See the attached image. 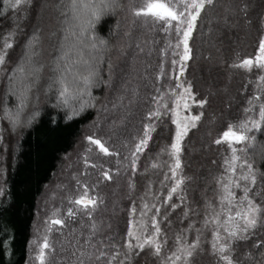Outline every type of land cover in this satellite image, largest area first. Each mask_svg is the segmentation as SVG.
Listing matches in <instances>:
<instances>
[{"label": "trees", "instance_id": "obj_1", "mask_svg": "<svg viewBox=\"0 0 264 264\" xmlns=\"http://www.w3.org/2000/svg\"><path fill=\"white\" fill-rule=\"evenodd\" d=\"M153 2L171 6L175 0H115L96 22L94 33L85 34L76 50H83L88 63L77 66L79 74L87 76L93 69L99 73L90 97L84 94L64 107L58 105L59 86L54 81L59 73L53 69L57 57L72 42L71 37L63 40L65 30L87 16L73 19L67 11L68 0H31L19 10L0 0V47L15 32L6 75L0 77V108L17 110L16 98L8 92L7 76L26 59V51L37 53L32 66L43 65L19 123L13 126L0 111V264H73L80 251L94 253L88 264H108V258L117 252L113 264H166L180 234L188 244L200 235V247L190 264H224L212 251V231L203 228V221L208 214L206 204L216 205L217 181L227 175L225 161H231L232 147L256 170L257 183L250 195L264 206V125L247 133L250 140L254 138L250 146L216 142L230 125L247 121L251 128V121L260 120L264 63L258 64L255 57L264 40V0L206 4L188 38L187 60L181 59L187 24L178 33L177 21L169 26L151 15H135ZM185 19L191 17L186 13ZM75 31L78 34L79 27ZM34 37L36 44L26 49ZM100 40L107 41L106 45H100ZM93 42L98 45L95 49L91 48ZM244 60L253 61L252 66L239 67ZM189 87V107L184 108V101L178 102V98ZM73 111L79 114L73 115ZM156 111L160 116L150 117ZM182 114L200 119L180 142L177 178H186L182 191L165 203L175 183L170 171L175 158L169 155L177 132L173 120L178 121ZM149 125L154 130L133 168L132 153L145 139ZM89 137L100 140L109 154ZM241 148L246 150L239 151ZM85 187L89 198L96 200L91 215L74 203ZM145 203L160 208L157 220L162 235L158 239L164 247L159 256L152 247L131 251L125 247L130 239L129 223L134 217L140 219ZM173 204L177 207L172 208ZM69 209L74 216L68 215ZM156 215L155 209L149 213V217ZM56 219L63 223L53 225ZM100 250L107 256L97 261ZM230 255L233 264H264V223L251 230L247 239L234 241Z\"/></svg>", "mask_w": 264, "mask_h": 264}, {"label": "snow or ice", "instance_id": "obj_2", "mask_svg": "<svg viewBox=\"0 0 264 264\" xmlns=\"http://www.w3.org/2000/svg\"><path fill=\"white\" fill-rule=\"evenodd\" d=\"M4 3L8 7L13 9H21L25 6L31 4V0H4ZM213 0H175V3H172L171 6L166 3H147L145 9L137 10L135 12L136 16L141 15H151L156 21H165L172 26V21H177L175 28L179 33L182 30V26L187 24V28L183 29V42H184V56L182 60H187L189 58L190 49L188 48V38L191 35V31L194 27V22L197 17L200 15L201 10H203L206 4H212ZM115 4V0H68V9L67 11L71 12L72 18L75 20H80L82 16H87V19L82 20L79 25L70 26L65 30V36L63 37L64 41H68L69 38H72L70 46L61 52L60 56L57 57L56 67L53 71L59 73L54 81L57 88V101L58 105H63L67 107L71 99L77 98L84 94L91 96L90 87L93 83L94 77L99 73L98 69H93L89 72L87 76H81L79 74L77 66L80 63H88L87 60H84L83 50H76L78 44L83 43V37L85 34L95 31V24L98 22L102 15L106 14L111 6ZM183 8V10H180ZM194 10V14L193 11ZM188 14L191 19L186 20L185 14ZM79 27V33L75 31V28ZM15 36V32L9 34L3 42V46L0 47V77L6 75L5 65L8 63L7 55L8 50L13 47L11 40ZM107 41L100 40V45H106ZM36 44V38H30L29 44L26 45V49L30 46ZM87 45H85L86 47ZM98 45L96 42L91 44V48L95 49ZM179 47V45H177ZM63 48V43H62ZM260 51L264 53V40H261ZM37 53L32 51L28 53L26 51V59L22 58V61L18 63L12 70L11 74L7 76L9 81L8 92L15 96L17 104L16 111L8 109L6 106L0 108V111L3 112L4 118L9 119L13 126L19 123L20 112L23 111L28 106L29 94L33 87L39 82L40 73L43 71V65L39 67L32 66L33 57ZM253 64L251 60H244L239 67L250 68ZM71 77V80L69 79ZM261 81H264V77H261ZM83 85L81 87L80 85ZM73 84L76 85L73 88ZM17 85H19V92L17 91ZM50 88L52 85L49 86ZM191 97V88L185 89V95H182L178 98L179 101H184V108H188L189 105L186 102L187 98ZM162 99V97H161ZM254 100L258 101L259 97H254ZM86 103V102H85ZM203 103V102H201ZM253 103V101H249ZM85 104L81 105V111L83 110ZM245 111H250V109H245ZM79 113L73 111V115H78ZM167 114V113H165ZM260 120L251 121V128H249V122H241L239 125H230L229 128L223 133V136L220 140H217V143L227 141L229 146L232 147L233 144H248L249 146L254 142V138L249 139L247 133L251 132L252 129H261L264 125V105L260 106ZM160 112L156 111L150 113V117H159ZM68 119H72V116H69ZM200 119L199 116L185 117L183 120V127H181V122L173 120V123L177 125V132L175 140L172 143L171 151L169 155L175 158V164L170 169L171 178L175 180L174 185L169 190V195L165 200L167 203L168 200L172 199L173 194L182 191V185L185 182L184 177L177 178L178 172L181 169L180 162V152H181V141L184 136L187 135L188 129L190 127L196 126V121ZM154 130L152 126H146L144 136L145 139H141L135 145V151L132 153V167L135 168V163L137 154L142 152L145 147H147L148 139L150 138L151 131ZM89 141L97 145L99 149L105 154H109V150L105 145L97 139L92 137L88 138ZM245 148L239 149V151H245ZM237 149L232 147V157L231 161L226 160V173L227 175L221 176L217 183L219 185V191L217 195L216 205H213L212 202L206 204L208 214L206 215L203 221V228L210 229L212 231V240L211 247L214 254L218 255L224 264H233L231 258L232 243L236 240H244L248 238V235L251 233V230L255 229L258 224L264 223V206L257 204L256 201L252 198L250 193L252 192V186L257 183L256 170L253 165L248 163L246 160L237 164L241 160V157L237 155ZM158 165L153 164L152 167H157ZM246 166L247 171L242 172L237 175V167L243 169ZM106 178H111L108 172L104 173ZM165 179H169L166 175ZM236 189H240L242 195L237 196ZM183 200V196H181ZM74 203L80 206L81 210L87 211L91 215V211L95 210L96 200L89 198V193L85 187V191L80 196L79 199H76ZM172 208H176L177 205H171ZM155 209L156 216L149 217V213ZM133 214L136 212L135 207L133 208ZM160 213V208L156 207L155 204L148 205L144 204L143 210L140 213V219H135V217L129 223L128 237L129 243L125 245L130 251L131 249L139 248L143 250L145 247H152L154 249V254L159 256L161 255L164 244L159 241V237L162 235V230L160 223L157 220V216ZM69 216H74L75 213L72 209L68 211ZM188 213H185L187 216ZM150 220V224H149ZM63 221L56 219L52 221L53 225L62 224ZM193 227V225H189ZM95 229V225H93ZM152 230L150 234L145 237V233H149V230ZM201 229H197L198 233H201ZM91 239V238H89ZM135 240L136 243L132 244L131 240ZM226 241V242H225ZM88 244V242H85ZM166 243V242H165ZM177 247L175 251L171 253L170 256L166 258V264H190L191 257L194 255L196 249L200 247V235L197 236L196 240L191 244H188L182 234L176 237ZM89 247H95V245H88ZM44 249L48 248V244L43 245ZM79 251V250H78ZM43 249L41 251V258H43ZM76 256V253H73ZM94 253L88 251H80L79 255L76 256L73 264H88L92 260ZM107 253L103 250L99 251L98 255H95V260L99 261L102 257H106ZM119 252L112 255L108 258V264H113V261L117 259ZM120 264H124V261H121Z\"/></svg>", "mask_w": 264, "mask_h": 264}, {"label": "rangeland", "instance_id": "obj_3", "mask_svg": "<svg viewBox=\"0 0 264 264\" xmlns=\"http://www.w3.org/2000/svg\"><path fill=\"white\" fill-rule=\"evenodd\" d=\"M255 62H257L258 64H262V63H264V53H261L260 49H259V53H258L257 56L255 57ZM253 111L255 112L254 109H253ZM251 113H253V112H251ZM253 114H254V113H253ZM178 117H179L178 121L181 122V127H183V123H182V122H183L185 116L182 114V115H180V116H178ZM237 155H239V156L241 157V160L237 162V164L239 165L240 163L243 162V159H242L241 153H239L238 151H237ZM246 171H247L246 166H245L243 169L237 167V175L241 174L242 172H246ZM236 193H237V196H238V197H239L240 195H242V192H241L240 189H236Z\"/></svg>", "mask_w": 264, "mask_h": 264}, {"label": "water", "instance_id": "obj_4", "mask_svg": "<svg viewBox=\"0 0 264 264\" xmlns=\"http://www.w3.org/2000/svg\"><path fill=\"white\" fill-rule=\"evenodd\" d=\"M153 3H161V2H153Z\"/></svg>", "mask_w": 264, "mask_h": 264}]
</instances>
